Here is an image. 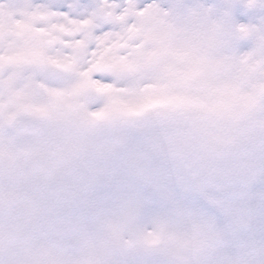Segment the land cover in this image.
Wrapping results in <instances>:
<instances>
[{
    "label": "clouds",
    "instance_id": "1",
    "mask_svg": "<svg viewBox=\"0 0 264 264\" xmlns=\"http://www.w3.org/2000/svg\"><path fill=\"white\" fill-rule=\"evenodd\" d=\"M101 22L0 58V264H264V229L222 195L264 180V0H160L119 49Z\"/></svg>",
    "mask_w": 264,
    "mask_h": 264
},
{
    "label": "rangeland",
    "instance_id": "2",
    "mask_svg": "<svg viewBox=\"0 0 264 264\" xmlns=\"http://www.w3.org/2000/svg\"><path fill=\"white\" fill-rule=\"evenodd\" d=\"M19 2V3H29L31 0H0V13L3 12L4 6H8L10 3ZM160 0H153L154 5H158ZM151 8V6H149ZM11 11V10H10ZM147 9L140 13V17H145ZM12 14V12H11ZM13 16V15H12ZM152 22H156V18H151ZM63 23V28L59 25ZM55 25V27H54ZM89 23H84L82 21H73L71 23L57 21L54 19H49L48 17L41 18L39 16H33L25 9H20L17 11V15L12 19V32L14 36L5 40L4 31H3V16L0 15V58L3 54L10 48L15 46L14 40L16 37H26L31 34H35L48 41L49 44L53 46H63L65 48L73 49L78 46V42H81V37L84 32L88 29ZM139 30L137 23L133 24V31L127 35L119 36L116 43H111L101 38L97 34L96 37H100L104 40L105 46L111 49H119L129 46V42L132 39L133 35ZM61 38L58 40L57 37ZM95 38V37H94ZM95 53L92 49L88 50L87 59L92 60ZM71 62V61H69ZM257 69H239L237 70V75L241 78H248L253 75ZM144 107H149L145 105ZM95 117L102 118L104 113L103 111L93 113ZM152 136H155L156 133H152ZM151 150V143L147 135H141L139 131L133 130L128 136L126 145L123 148V151L127 153L129 157V162L132 167H144L148 164L149 156ZM119 161V155L114 157L113 163ZM109 190L106 188L100 189V195L107 196ZM229 201H231L239 213L242 215H251L254 218L255 226L258 229H264V180H258L253 182L250 186L244 190V194L240 195L237 192H226L223 193ZM209 207H212L209 205ZM212 211L215 214V217L218 223L221 226H227L230 223V217L221 209L212 207ZM241 239L247 238V233L241 234Z\"/></svg>",
    "mask_w": 264,
    "mask_h": 264
},
{
    "label": "snow or ice",
    "instance_id": "3",
    "mask_svg": "<svg viewBox=\"0 0 264 264\" xmlns=\"http://www.w3.org/2000/svg\"><path fill=\"white\" fill-rule=\"evenodd\" d=\"M9 8L15 17L17 11L25 9L33 16L48 17L71 23L90 20L102 21L96 34L108 42L116 43L124 32H132L133 24L140 13L155 7L153 0H31L29 3H10ZM63 28V23L59 25ZM55 27V25H54Z\"/></svg>",
    "mask_w": 264,
    "mask_h": 264
}]
</instances>
